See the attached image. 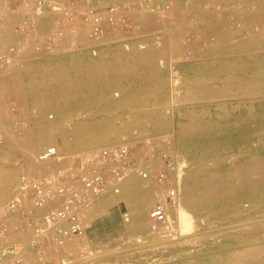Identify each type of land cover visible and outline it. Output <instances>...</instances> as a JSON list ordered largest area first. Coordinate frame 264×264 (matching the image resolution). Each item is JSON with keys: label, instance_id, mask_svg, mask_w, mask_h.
Segmentation results:
<instances>
[{"label": "rangeland", "instance_id": "1", "mask_svg": "<svg viewBox=\"0 0 264 264\" xmlns=\"http://www.w3.org/2000/svg\"><path fill=\"white\" fill-rule=\"evenodd\" d=\"M175 3L170 17L147 23L143 35L133 34L129 39L132 49L140 43L149 46L141 63L136 57L126 62L129 50L124 49L120 34L110 37L96 55L83 34L79 37L81 47L58 49L27 61L9 75L11 79L19 75V80L9 76L0 79V168L11 167L17 183L21 170L37 174L45 169L36 155L49 144L58 146L80 167L81 160L88 163L101 147L126 143L142 154L147 138L169 134V148L183 167L182 182L199 195L203 183L217 176L227 189L223 197L214 203H199L200 209L188 208L193 220L189 231L183 223L176 226L174 222L169 235L159 230L160 234L153 236L147 235L149 230L139 234L129 229L123 214L134 209L121 200L110 206V221L103 228L107 235H118L116 238L90 242L92 237L86 233L87 241L73 238L43 256L17 264H264V0ZM48 16L51 20L52 15ZM130 30L126 26L124 35ZM159 34L162 42L157 45ZM46 65L64 67L73 78L84 68L99 74L103 85L97 96L83 104L58 99L39 105L30 95L28 80L35 76L27 75V69ZM5 80L19 83L4 87ZM15 87L20 89L14 91ZM127 94L130 99L122 106L105 109L109 100ZM149 109L158 122L147 114ZM39 112L44 114L49 134L42 142H28ZM162 117L167 124L160 123ZM106 119L113 123L107 129L102 126L108 140L95 148H84L86 135L75 129L83 122ZM191 125L198 129L196 136L180 138L178 130ZM63 130L73 132L64 135ZM9 140L21 148L11 149L6 145ZM105 211L95 214L90 224ZM142 222L143 227L150 226L147 218Z\"/></svg>", "mask_w": 264, "mask_h": 264}, {"label": "built area", "instance_id": "2", "mask_svg": "<svg viewBox=\"0 0 264 264\" xmlns=\"http://www.w3.org/2000/svg\"><path fill=\"white\" fill-rule=\"evenodd\" d=\"M175 6V0H0V79L27 61L81 47L83 34L94 55L115 34L129 50L132 35L139 37L147 28L143 13L164 21ZM156 40L161 44L160 34ZM169 137L147 138L142 154L126 143L101 147L80 167L55 144L42 148L36 158L45 169L37 174L21 170L17 188L0 204V264H17L83 237L93 202L109 190L121 193L123 181L133 176L156 187L147 220L152 230L169 235L171 210L181 203L183 184V167L169 148ZM123 217L129 221L128 211Z\"/></svg>", "mask_w": 264, "mask_h": 264}, {"label": "bare ground", "instance_id": "3", "mask_svg": "<svg viewBox=\"0 0 264 264\" xmlns=\"http://www.w3.org/2000/svg\"><path fill=\"white\" fill-rule=\"evenodd\" d=\"M193 3H195V2H193ZM200 5L201 4L199 3V6ZM193 7H195V6H193ZM147 14L148 15H146V14L145 15L147 17L146 21L148 24L154 23V22L157 23V17L155 15H152L151 13H150V15H149V13H147ZM180 30H181V28H180ZM177 31H179V30H177ZM177 31L174 29V32H177ZM182 31H183V29H182ZM174 32H172V33H174ZM263 32H264V30H263ZM263 32L261 31V33H262L261 35H264ZM177 33L179 34L180 32H177ZM177 33L176 34L174 33V34L178 35ZM179 35H178V37H179ZM251 36H250V38H251ZM178 37H177V39H178ZM165 40H166V38H165ZM244 40L245 39H243V41ZM241 43H242V39H241L240 44ZM175 45H177V42ZM199 45H200V43H199ZM217 45H219V44H217ZM242 45H244V43H242ZM148 47L129 49V51H127L128 57L125 59V60H127L126 62H132L133 61L132 59L136 57L137 61H139L141 63V60L145 59V52L148 51L147 50ZM263 47H262V49H263ZM157 48H160V47L156 46L155 49H157ZM163 49H161V51ZM163 52H164V50L162 51V53ZM123 74H121V75H123ZM27 75L35 76V77L28 80V87L31 91L30 95L32 96L33 99H35L37 101V103L39 105L51 104V103H53V100H58V99H61V101H59V102H63V103L70 102L73 99V100H77L78 103L83 104V103L88 102L90 97L97 96L99 93V90L101 89V87L103 85V81H102L101 76L99 74L94 73L92 71L89 72V71L85 70L84 68L81 69V71L79 72V75H77V77H75V78H73L66 71V69L64 67L55 68L51 65L43 66L38 70L33 69V68L27 69ZM12 76L14 77V75H12ZM16 76L17 75H15L14 78L16 80H19V78L17 79V77L19 75L17 77ZM36 76H42V78H36ZM13 77L11 79L9 76V78L11 80H13ZM123 77H124V75H123ZM16 83H19V81L10 82V80L9 81L5 80V81H3L2 85L4 87H8L10 85H17ZM19 89H20L19 87H15L14 91H17ZM132 98H133V96L131 97V99ZM128 99H130V96L127 94V95H123V97L119 100H113V101L109 100V104L107 105V107L105 109L107 111H111L112 109H115L119 106H122L123 103L125 101H127ZM0 107H2V106L0 105ZM60 108H61V106H59L58 110H61ZM0 110H2V108ZM151 111L149 109L147 114L151 115ZM151 116L154 117V120L156 119L155 120L156 122H158V117L155 114L151 115ZM167 122H168V120L165 117H162L160 123L161 124H167ZM33 125H34V127L28 133L27 141L32 142V143L42 142L49 134V128H48V125L44 119L43 113L39 112L38 117L35 119V123ZM102 126L105 129H107L109 127H112L113 123L110 121V119H106L105 121L104 120L94 121L92 123L83 122L79 125L78 128L75 129L76 130L75 132H78L79 134H82V135H86V138L82 141V145H84V148L92 149V148H95L96 146H99L101 144V142L108 140V138H107L108 134L106 131L104 132V129L102 128ZM52 127H53V125H52ZM25 130H27V129H25ZM54 130H55V128H54ZM53 132L54 131H51L50 134H52ZM69 132H73V130L69 131ZM69 132H68V130L67 131L63 130L64 135H67V133H69ZM197 133H198V129L192 125L182 127L180 130H178L179 137L184 139V140H188L192 136H196ZM1 142H2V140H1ZM64 143H65V147L68 148L69 145H67L66 139H64ZM6 145H8V147H10L11 149L21 148V145H15L10 140H9L8 144H6ZM4 162H6V161H4ZM256 163L258 164V162H256ZM4 164H6V163H4ZM39 164H41V163H39ZM18 184H19V179L16 183L15 176H14V170L11 169V167L6 166L4 168H0V204L4 203L6 200L9 199V197L11 196V195L9 196V194H10L13 186L16 185V187L14 188V189H16ZM121 187H122L121 193L115 194L112 191H108L107 193H105L103 196H101L99 198V201L96 204H94L88 210L89 220L95 214L100 213L101 211H105L110 206L116 205L118 202L123 200L125 202V204L127 205V207H132L134 209L131 213L128 212L130 219H129V221H127L128 223H126V224L128 225L129 229L137 230V231H139L138 232L139 234L149 230L147 235H151V236L156 235V234H160L159 230L154 231L151 229L150 226L148 228H145L142 226V223H143L142 221L147 218V209L149 207V204L151 203V201L156 199L155 198V192H157V190L153 186V183L150 180L143 179L139 176H133V177L128 178L127 180L123 181V183L121 184ZM254 188H256V187L254 186ZM226 190L227 189H226L224 182L221 179L217 178V176H213L211 179H208L206 182L203 183V189L199 195H195L192 188L188 185L186 186V182L183 181L181 203L179 206H177L171 210V212H172L171 214H172V217L174 219L173 222H175L176 226H178L180 223H183L184 229L186 231H189L193 226V220L190 217L191 215H189L190 212H188L189 211L188 208L200 209V206L198 205L199 203H202V202L203 203H205V202L214 203L218 200H221V198L223 197V194L226 192ZM130 210H132V209H130ZM228 231H230V230H228ZM255 231H256V229H255ZM259 232H260V229H259ZM246 234H248V233H246ZM254 234H256V233L253 232L252 235H254ZM83 238L85 239V241H87L88 240L87 234H85L83 236Z\"/></svg>", "mask_w": 264, "mask_h": 264}, {"label": "crops", "instance_id": "4", "mask_svg": "<svg viewBox=\"0 0 264 264\" xmlns=\"http://www.w3.org/2000/svg\"><path fill=\"white\" fill-rule=\"evenodd\" d=\"M118 203H120V202H118ZM112 207H110L107 211L103 212L101 214V217L100 216L97 217L98 216L97 215L95 217L94 221H91V224H90V226H89V228L87 230V233H89L90 236L92 237L91 238L92 240L89 239L90 242H92V241L99 242V243L108 242V241H110V240H112V239H114V238H116L118 236V235H112V234L107 235V233L104 232L105 230H103L104 226L107 223H109V221H110V217H111V214H112V211L110 209ZM114 215H116V214L113 213V216Z\"/></svg>", "mask_w": 264, "mask_h": 264}]
</instances>
